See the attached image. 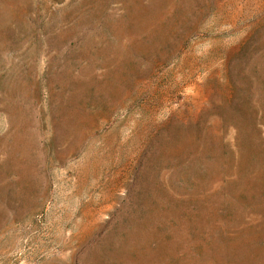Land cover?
<instances>
[{"label": "rangeland", "instance_id": "1", "mask_svg": "<svg viewBox=\"0 0 264 264\" xmlns=\"http://www.w3.org/2000/svg\"><path fill=\"white\" fill-rule=\"evenodd\" d=\"M0 264H264V0H0Z\"/></svg>", "mask_w": 264, "mask_h": 264}]
</instances>
